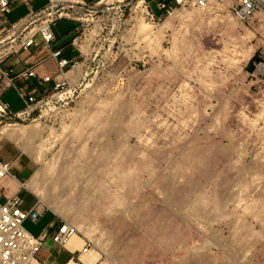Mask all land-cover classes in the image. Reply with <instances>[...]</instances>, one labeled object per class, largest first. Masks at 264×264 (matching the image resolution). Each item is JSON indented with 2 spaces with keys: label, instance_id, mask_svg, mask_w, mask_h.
Returning a JSON list of instances; mask_svg holds the SVG:
<instances>
[{
  "label": "rangeland",
  "instance_id": "1",
  "mask_svg": "<svg viewBox=\"0 0 264 264\" xmlns=\"http://www.w3.org/2000/svg\"><path fill=\"white\" fill-rule=\"evenodd\" d=\"M85 1L79 40L97 31L75 82L0 118V132L44 129L17 143L36 162L41 207L90 241L91 264H264V12L242 22L214 3L145 32L106 4L116 0ZM68 27L53 29L69 39ZM21 28L0 29V72Z\"/></svg>",
  "mask_w": 264,
  "mask_h": 264
},
{
  "label": "built area",
  "instance_id": "2",
  "mask_svg": "<svg viewBox=\"0 0 264 264\" xmlns=\"http://www.w3.org/2000/svg\"><path fill=\"white\" fill-rule=\"evenodd\" d=\"M33 1L0 0V29H3L2 25L6 23L5 16L13 9V5L16 2L31 6ZM103 3V0H98L93 4L100 6ZM116 3H119V5L115 6ZM214 3L228 4L234 16L242 22L247 21L257 12H264V0H122L106 4H111L119 9L118 17H121V19L128 14L130 21H138L140 19L152 25H159L178 10L192 9L194 11H203ZM89 6L90 4L85 0H47V3L41 8L31 10L24 21L11 25L12 29L16 30L13 31V34L22 27L18 45L19 50L29 49L34 45L37 34L41 36L45 45H50L55 38L52 25L59 19H71L82 26L84 23L82 14L84 11H89ZM116 13H118V10ZM6 38H11V36ZM79 38L80 36L77 35L75 39L77 45L81 41ZM80 51L83 53L81 49ZM52 55L58 58L61 55V50L53 51ZM261 56L263 60L257 66L259 71L264 74V45ZM79 63L80 61H70L65 58L58 60V66L62 71L68 67L73 69ZM12 74H15L13 69L1 70L0 72L1 76H12ZM36 76V69L32 67L15 74L14 78ZM51 79L52 76L50 75L41 78L44 82ZM66 86V79L58 81L54 86V95L64 92ZM21 96L26 98L30 105L39 104L44 100L43 98H37L35 95L28 96L25 91L21 92ZM24 113H17L15 116L21 117ZM10 115L9 105L0 101V118L9 117ZM11 168L10 162L0 160V185L6 177L14 176ZM2 196L3 194L0 191V264H41L37 259V253L42 248L48 235H51L52 239L61 246H66L76 235H80L78 228L68 222L62 223L52 233L45 231L37 236L31 234L26 230L24 223L27 219L38 221L41 216L40 201L31 208H26L25 199L21 195H11L5 201L2 200ZM90 247L91 243L87 240L85 247H83V252H87Z\"/></svg>",
  "mask_w": 264,
  "mask_h": 264
},
{
  "label": "crops",
  "instance_id": "3",
  "mask_svg": "<svg viewBox=\"0 0 264 264\" xmlns=\"http://www.w3.org/2000/svg\"><path fill=\"white\" fill-rule=\"evenodd\" d=\"M35 1L36 0L32 2L31 6L22 2H16L13 5V9L9 13L19 5L28 8L26 13L21 15L19 20L13 24L24 21L31 10H37L47 3L46 0L44 5L34 7L33 3ZM60 20H67L69 22L68 29L71 28V37L69 39H67V36H62L65 32L68 34V30H63L61 33L59 32V34H57L53 29ZM6 23L2 25L3 29L12 25ZM80 27V23L74 20L59 19L52 25L55 38L50 45H45L41 36L37 34L35 38L42 41H40L41 46L37 45L35 41L34 45L29 49H20L16 51L17 53L8 56L5 61L4 70L13 69L15 74H17L34 67L37 73L36 77L30 78H14L15 74H12V76L0 75V101L9 105V111L11 113L9 118L17 117L15 116L17 113L25 112L21 117H17L22 118L29 115L32 111L33 104L30 105L27 102V99L21 96L22 91H25L28 96L35 95L37 98H43L54 91V86L58 81L66 79L67 86L72 85V82H75V79L70 74L74 68L69 69L68 67L63 71L60 70L58 60L60 58H65L70 61H80L82 53L75 42ZM58 49L61 50V55L56 58L52 55V52ZM48 75L52 76L50 81L44 82L41 80L42 77ZM0 160L11 163L12 174L14 175L6 177L0 185V191L3 194L2 200L5 201L9 196L19 194L25 199L26 208H31L40 201L37 193L39 186L37 187L35 182V177L37 176V173L35 174L36 162L22 150V147L19 144L1 132ZM40 208L41 216L38 221H32L31 219L26 220H30L32 226L37 227V230H35L34 233L26 228L31 234L37 236L45 231L52 233L64 223V221L57 215V210L53 208L45 209L42 208L41 205ZM86 243V239L82 238L80 235H76L66 246H61L52 239L51 235H48L42 248L37 253V259L41 264H69L72 261L76 264H91V249H88L87 252H83V247H85ZM77 260H79V262ZM95 263L96 261L93 264Z\"/></svg>",
  "mask_w": 264,
  "mask_h": 264
},
{
  "label": "bare ground",
  "instance_id": "4",
  "mask_svg": "<svg viewBox=\"0 0 264 264\" xmlns=\"http://www.w3.org/2000/svg\"><path fill=\"white\" fill-rule=\"evenodd\" d=\"M106 0H103V2ZM117 1V0H116ZM115 1H113L112 3H114ZM177 12V11H176ZM175 12V13H176ZM174 13V14H175ZM174 14H172L171 16H173ZM169 16V17H171ZM168 17V18H169ZM167 18V19H168ZM140 21V26H139V30L140 31H145L148 32L149 30V26L151 27H157L156 25H152L150 23H147L143 20L138 19L137 22ZM160 25V24H159ZM151 30V29H150ZM97 29L92 31L90 33L91 38L87 39V40H81L79 43H84L83 45H79L81 50L85 53H90L91 48H90V41L92 40V38L94 37V34L96 33ZM146 34V33H145ZM148 34V33H147ZM81 63L78 64L76 67H74V69L70 72V74L73 76V78L77 77L80 72H81ZM43 128H41L38 124H31L28 127H22V126H18V125H12V124H8L7 126H4L1 130V133L5 134L8 138L12 139L13 141H15L16 143H20V144H24V145H31L33 144V142L35 141L36 138L40 137V135H42L43 132ZM49 139L47 140H42L39 144H38V148H39V161H42L43 159V155L46 152V150L48 149V145H50V143H48ZM21 146V145H20ZM35 182L40 186L42 180L39 176L35 177ZM90 253H92V250L90 251ZM89 253V254H90ZM87 255V254H86ZM92 257V256H91ZM94 259V258H93ZM95 260V259H94ZM69 264H76L73 261Z\"/></svg>",
  "mask_w": 264,
  "mask_h": 264
},
{
  "label": "trees",
  "instance_id": "5",
  "mask_svg": "<svg viewBox=\"0 0 264 264\" xmlns=\"http://www.w3.org/2000/svg\"><path fill=\"white\" fill-rule=\"evenodd\" d=\"M253 64V61L250 62V65Z\"/></svg>",
  "mask_w": 264,
  "mask_h": 264
}]
</instances>
